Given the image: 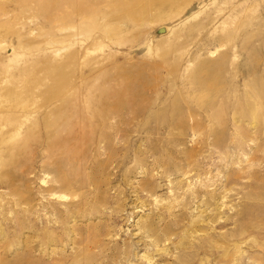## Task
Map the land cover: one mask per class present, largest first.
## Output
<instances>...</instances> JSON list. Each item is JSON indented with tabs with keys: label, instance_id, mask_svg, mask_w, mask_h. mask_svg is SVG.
Wrapping results in <instances>:
<instances>
[{
	"label": "rangeland",
	"instance_id": "obj_1",
	"mask_svg": "<svg viewBox=\"0 0 264 264\" xmlns=\"http://www.w3.org/2000/svg\"><path fill=\"white\" fill-rule=\"evenodd\" d=\"M0 264H264V0H0Z\"/></svg>",
	"mask_w": 264,
	"mask_h": 264
},
{
	"label": "water",
	"instance_id": "obj_2",
	"mask_svg": "<svg viewBox=\"0 0 264 264\" xmlns=\"http://www.w3.org/2000/svg\"><path fill=\"white\" fill-rule=\"evenodd\" d=\"M163 30H164L163 27H159V28L157 29L158 32H161V31H163Z\"/></svg>",
	"mask_w": 264,
	"mask_h": 264
}]
</instances>
